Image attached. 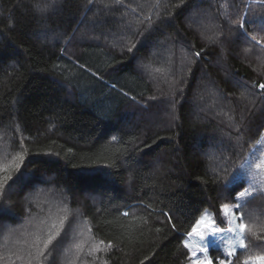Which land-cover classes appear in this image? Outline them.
Masks as SVG:
<instances>
[{"label":"trees","instance_id":"trees-1","mask_svg":"<svg viewBox=\"0 0 264 264\" xmlns=\"http://www.w3.org/2000/svg\"><path fill=\"white\" fill-rule=\"evenodd\" d=\"M37 3L51 7L42 15ZM262 10L254 0H0L5 162L23 156L33 174L4 201L1 230L23 224L24 198L35 192L47 200L43 211L52 203L59 215L41 240L64 220L42 264H60L55 244L73 212L74 264H189L186 231L229 202L223 186L264 134V48L224 18ZM4 165L0 178L16 174ZM241 180L248 185L241 177L233 186ZM246 200L243 211L255 210L253 231L264 237V195Z\"/></svg>","mask_w":264,"mask_h":264},{"label":"snow or ice","instance_id":"snow-or-ice-1","mask_svg":"<svg viewBox=\"0 0 264 264\" xmlns=\"http://www.w3.org/2000/svg\"><path fill=\"white\" fill-rule=\"evenodd\" d=\"M116 4H121V0H115ZM93 0H89V4H92ZM184 3V0H181ZM259 6L264 8V0H259ZM50 4L37 3L36 11L40 14L48 12ZM106 11H111L110 7H106ZM127 10V9H126ZM135 12V9L132 10ZM225 21L230 23L233 30L238 33L240 37H243L247 42H255L256 45H260L264 48V38L258 39L256 32H249L248 25H254L259 33H264V14L259 16L252 15L251 17L247 12L240 14L239 19L231 20L227 14H225ZM150 20V18H148ZM218 27V26H216ZM152 31H159L158 28H152ZM250 37V40L248 39ZM211 40L212 38L209 37ZM214 42V41H213ZM136 44H132L128 48V51H132L136 48ZM247 51V49L245 50ZM196 60L201 58V53L196 52L193 54ZM253 87H256L254 84ZM262 100H264V83L258 85ZM155 99V97L153 98ZM264 111V109H262ZM239 127V126H237ZM230 135V134H229ZM242 135V130L237 132V138ZM115 139V137H113ZM257 150L253 149L248 156L244 158L243 163L233 173V177L228 179L223 186L227 189V197L229 202L223 203L220 206V213L215 218L209 216L207 211L202 213L199 218L195 219V222L191 224V230L186 231L187 237L191 238L196 236L199 238L195 248H190L187 242H183L184 248L188 249V261L189 264H235L234 258L237 256L239 250L245 251V258L240 261V264H264V243L254 244L251 240L246 239V233H251L256 240L264 241V237L256 236L253 228L256 226L255 214L245 213L243 210L246 207V198L254 199L257 194L264 195V152L260 153L257 157ZM19 160L20 163H15V175L9 172L8 175L0 178V214L8 211L5 208L4 201L10 200L13 195L19 194L27 187L32 181V173L26 171V165H24V157L17 156L13 160ZM31 163V162H29ZM43 163V162H42ZM22 165L25 170H22ZM12 164L4 165V169L7 171L12 168ZM248 177L251 183L249 187H245V183L241 180V183L233 186L236 178ZM249 188L252 190L250 191ZM124 216H128V212L122 213ZM222 214L223 219L220 218ZM164 216L169 218L171 222L172 217L168 212L163 213ZM246 219L249 221L246 223ZM227 222V227L224 228L221 225ZM261 230H264V223L259 224ZM56 228V225H53ZM175 228V225H173ZM64 229V220H61L59 228L50 232L46 239L41 240L39 236L36 238L35 252L29 253V259L27 264H32L33 259H37V264L40 260H48L52 256V250L50 246L53 242L60 237L61 232ZM159 231V229H158ZM230 234L228 239H225V235ZM103 243V242H101ZM42 244V246H41ZM215 245V247H212ZM223 245V248H221ZM114 245L109 242L108 248H113ZM253 249H260V251L253 253ZM93 251H99L98 248ZM198 254H203L198 256ZM74 264V262H73ZM143 264V261L141 262Z\"/></svg>","mask_w":264,"mask_h":264},{"label":"rangeland","instance_id":"rangeland-1","mask_svg":"<svg viewBox=\"0 0 264 264\" xmlns=\"http://www.w3.org/2000/svg\"><path fill=\"white\" fill-rule=\"evenodd\" d=\"M254 2H259V1L254 0ZM262 12L264 14V10H262ZM253 149L257 150L256 152L257 157L260 155V153L264 152V134L259 138V140L255 144V146L251 149V151ZM7 152H8V143L2 142V135H0V168L4 164L13 163V165H15V163H18L17 162L18 159L15 161L13 160L14 157H17L15 156V154H13V156L10 157V162L6 163L5 158L8 156L6 155ZM245 178H247L249 182L248 185H246V187H249V184L251 183L250 178L248 177ZM249 190L251 191L252 189L249 188ZM39 197H43V195L42 194L38 195L37 193L33 192L27 194V196L24 198V206L27 211L26 214L27 216L23 224L15 227H7L6 229H2V230H1L2 225L0 226V254H2V262L4 264H27V261L29 259V253H33L31 251L33 249V246H35L36 244V238L37 236H40L41 233H44L46 229L45 227L46 223L50 222L54 225V223L58 221L59 215L58 216L55 215L56 211L53 210L51 213L49 212L54 207L51 206L52 203L48 204L46 206V210L43 211L41 205L43 204L44 201L47 200L39 199ZM39 204L41 209L39 208ZM35 208L38 209V212L42 211L43 216H39L38 218V215H36L37 213L34 211ZM248 213L256 214L255 210H248ZM73 214L74 216L75 215L76 216L72 217L74 222H73V226L70 224L67 230L69 231L67 234L68 236H66L65 241H60L58 242L57 245L55 244V247L57 249L56 254H58L59 256L58 262H60V264H73L74 259L76 257V253L73 254L74 246L81 245V243L78 244L79 242L77 238L80 229L79 221L76 220L77 214H75V212H73ZM208 214L209 216H212L211 213ZM35 217H37V219ZM221 219H223V216L221 217ZM256 219L257 218L255 217V220ZM61 220L62 219L59 220L58 226H60ZM245 222L248 223L249 221L246 219ZM74 223L77 225H75ZM221 226L224 228L227 227L226 220L224 224ZM257 228L258 227L256 222V226L253 228V230L255 231ZM229 236L230 234H227L225 235L224 238L228 239ZM198 241L199 238L196 236H193L191 238L186 237V242L189 244L190 248H195ZM221 248H223V245H221ZM243 251L244 250H239L237 255H241ZM202 255L203 254H198V256H202ZM42 263L43 260H40L39 264ZM32 264H37V259H33Z\"/></svg>","mask_w":264,"mask_h":264}]
</instances>
